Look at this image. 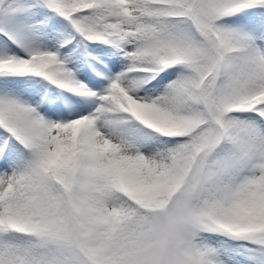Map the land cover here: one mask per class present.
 <instances>
[{
    "label": "snow or ice",
    "instance_id": "obj_1",
    "mask_svg": "<svg viewBox=\"0 0 264 264\" xmlns=\"http://www.w3.org/2000/svg\"><path fill=\"white\" fill-rule=\"evenodd\" d=\"M0 264H264V0H0Z\"/></svg>",
    "mask_w": 264,
    "mask_h": 264
}]
</instances>
